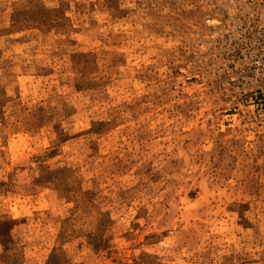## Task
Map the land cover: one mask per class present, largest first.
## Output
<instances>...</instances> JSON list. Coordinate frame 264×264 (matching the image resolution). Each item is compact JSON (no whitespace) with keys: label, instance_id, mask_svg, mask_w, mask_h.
I'll use <instances>...</instances> for the list:
<instances>
[{"label":"rangeland","instance_id":"1","mask_svg":"<svg viewBox=\"0 0 264 264\" xmlns=\"http://www.w3.org/2000/svg\"><path fill=\"white\" fill-rule=\"evenodd\" d=\"M0 264H264V0H0Z\"/></svg>","mask_w":264,"mask_h":264}]
</instances>
